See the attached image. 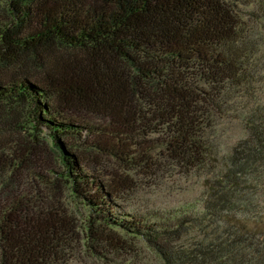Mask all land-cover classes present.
I'll use <instances>...</instances> for the list:
<instances>
[{
  "label": "trees",
  "instance_id": "1",
  "mask_svg": "<svg viewBox=\"0 0 264 264\" xmlns=\"http://www.w3.org/2000/svg\"><path fill=\"white\" fill-rule=\"evenodd\" d=\"M263 25L264 0H0V264H264ZM169 171L197 205L126 211Z\"/></svg>",
  "mask_w": 264,
  "mask_h": 264
},
{
  "label": "rangeland",
  "instance_id": "2",
  "mask_svg": "<svg viewBox=\"0 0 264 264\" xmlns=\"http://www.w3.org/2000/svg\"><path fill=\"white\" fill-rule=\"evenodd\" d=\"M242 9L244 14H247L251 10L250 8L244 7ZM260 28L264 31V25L260 26ZM243 134L238 127L234 131L231 129L230 132L231 138L235 139L241 137ZM134 180H136L138 188L135 193L127 196L125 203L126 205L128 204L127 207L124 204L126 211L132 212L137 210V212L159 215L162 218H165L166 215L171 214L173 211L177 212L181 210L182 207H189L192 204L197 205L198 199L203 191L202 178L191 175H179L171 171L161 172L157 178H144L139 176L138 178L134 177ZM65 192V202L68 205V209L72 211V217L75 219L73 222L79 228L87 226L90 220L89 211L84 204L70 198L68 192ZM115 234L126 238L128 242L130 241L129 238L124 237L125 235L119 232ZM191 242L190 237H184L181 244L190 245ZM138 252L139 259L148 260V264H160L143 245L141 250L138 245ZM90 260L92 259L84 255L82 262L74 264H93ZM97 264L102 263L97 262Z\"/></svg>",
  "mask_w": 264,
  "mask_h": 264
}]
</instances>
